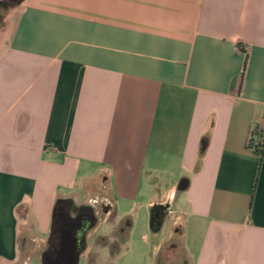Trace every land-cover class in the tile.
Returning <instances> with one entry per match:
<instances>
[{"label": "crops", "instance_id": "1", "mask_svg": "<svg viewBox=\"0 0 264 264\" xmlns=\"http://www.w3.org/2000/svg\"><path fill=\"white\" fill-rule=\"evenodd\" d=\"M255 125L264 0H21L0 25V264H42L62 205L97 218L82 264H264ZM170 221L148 261L136 225Z\"/></svg>", "mask_w": 264, "mask_h": 264}, {"label": "flooded vegetation", "instance_id": "2", "mask_svg": "<svg viewBox=\"0 0 264 264\" xmlns=\"http://www.w3.org/2000/svg\"><path fill=\"white\" fill-rule=\"evenodd\" d=\"M96 221L91 208L75 209L70 205L56 207L50 245L42 254V264H82L86 257L85 239ZM85 264H94V260L88 258Z\"/></svg>", "mask_w": 264, "mask_h": 264}, {"label": "rangeland", "instance_id": "3", "mask_svg": "<svg viewBox=\"0 0 264 264\" xmlns=\"http://www.w3.org/2000/svg\"><path fill=\"white\" fill-rule=\"evenodd\" d=\"M0 2L2 3L0 5V7H4L3 5L7 6V5H11L13 3L15 4H19L21 2V0H0ZM5 11H0V24L3 22L4 18L2 17V15H4ZM175 229V227L173 226L172 222H167L162 230V235L161 237L158 238H154L152 235H145V231H144V225L142 223H138L136 225V229L134 230V234H135V240H134V245H137L138 247H142V245L146 246L148 251H147V256L146 259L149 261L151 258V251H152V247L159 241L163 240V238L166 237V235L169 234V231H173ZM148 230L149 232H151L150 230V224L148 226ZM129 253H126V251L124 252V254L121 256V260L123 261L124 259H126V257L128 256ZM100 259L102 260V264H120V261H116L114 260L113 256L109 255V254H104L101 255Z\"/></svg>", "mask_w": 264, "mask_h": 264}, {"label": "trees", "instance_id": "4", "mask_svg": "<svg viewBox=\"0 0 264 264\" xmlns=\"http://www.w3.org/2000/svg\"><path fill=\"white\" fill-rule=\"evenodd\" d=\"M2 3L0 2V5ZM15 3L11 5H3L4 7H0V11H5L3 18H5L7 11L14 7ZM3 23V22H2ZM1 23V24H2ZM0 24V25H1ZM247 147L252 149L255 153H257L260 157H262L264 150V125H255L252 126L249 130L248 138H247ZM184 185V182H181V186ZM164 213L159 209V207L154 206L151 209V218H150V227L153 232L159 231L162 224Z\"/></svg>", "mask_w": 264, "mask_h": 264}, {"label": "water", "instance_id": "5", "mask_svg": "<svg viewBox=\"0 0 264 264\" xmlns=\"http://www.w3.org/2000/svg\"><path fill=\"white\" fill-rule=\"evenodd\" d=\"M160 209H162L163 211H168L169 209V204L165 205V206H160ZM78 262V261H77Z\"/></svg>", "mask_w": 264, "mask_h": 264}]
</instances>
